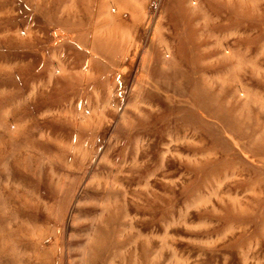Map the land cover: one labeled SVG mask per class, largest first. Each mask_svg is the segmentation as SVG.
<instances>
[{
  "label": "rangeland",
  "instance_id": "1",
  "mask_svg": "<svg viewBox=\"0 0 264 264\" xmlns=\"http://www.w3.org/2000/svg\"><path fill=\"white\" fill-rule=\"evenodd\" d=\"M0 264H264V0H0Z\"/></svg>",
  "mask_w": 264,
  "mask_h": 264
}]
</instances>
